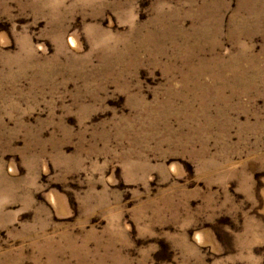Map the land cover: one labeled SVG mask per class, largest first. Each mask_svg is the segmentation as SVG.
<instances>
[{
  "label": "rangeland",
  "instance_id": "obj_1",
  "mask_svg": "<svg viewBox=\"0 0 264 264\" xmlns=\"http://www.w3.org/2000/svg\"><path fill=\"white\" fill-rule=\"evenodd\" d=\"M0 264H264V0H0Z\"/></svg>",
  "mask_w": 264,
  "mask_h": 264
}]
</instances>
